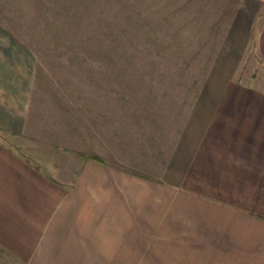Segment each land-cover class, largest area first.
Instances as JSON below:
<instances>
[{"label":"rangeland","instance_id":"1","mask_svg":"<svg viewBox=\"0 0 264 264\" xmlns=\"http://www.w3.org/2000/svg\"><path fill=\"white\" fill-rule=\"evenodd\" d=\"M258 1L0 0L3 35L21 48L12 67L29 81L22 127L0 141L67 191L92 183L124 200L109 211L148 212L143 181L161 178L196 106L220 100L214 90L264 101ZM0 264L24 263L0 245Z\"/></svg>","mask_w":264,"mask_h":264},{"label":"crops","instance_id":"2","mask_svg":"<svg viewBox=\"0 0 264 264\" xmlns=\"http://www.w3.org/2000/svg\"><path fill=\"white\" fill-rule=\"evenodd\" d=\"M3 31L0 131L16 132L28 72L12 67L21 48ZM214 92L220 100L190 113L161 178L143 181L148 212L109 211L124 200L93 196L92 183L67 191L0 141V245L24 264H264V101L228 106Z\"/></svg>","mask_w":264,"mask_h":264},{"label":"trees","instance_id":"3","mask_svg":"<svg viewBox=\"0 0 264 264\" xmlns=\"http://www.w3.org/2000/svg\"><path fill=\"white\" fill-rule=\"evenodd\" d=\"M89 160H94L96 162H101V160L99 158H97V157H91V158H89Z\"/></svg>","mask_w":264,"mask_h":264}]
</instances>
